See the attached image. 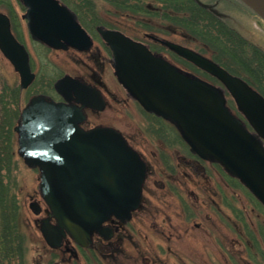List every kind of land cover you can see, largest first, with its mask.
I'll return each instance as SVG.
<instances>
[{"label":"water","instance_id":"1","mask_svg":"<svg viewBox=\"0 0 264 264\" xmlns=\"http://www.w3.org/2000/svg\"><path fill=\"white\" fill-rule=\"evenodd\" d=\"M20 1L27 9L23 18L35 41L82 53L93 48V39L77 14L60 0ZM241 1L264 20V0ZM97 31L112 51L110 63L128 95L147 112L174 123L193 154L221 164L264 206V96L196 50L147 34L219 79L253 128L251 132L227 105L222 88L184 71L119 30L98 26ZM0 50L19 73L21 88L29 87L35 79L30 55L14 36L4 12H0ZM55 89L65 101L33 96L15 127L18 154L28 167L39 169V191L49 209L38 227L53 249L62 247L69 236L78 246H95L107 253L118 246L95 243L93 236L110 240L112 217L123 223L131 220L141 207L148 166L118 129L83 128L85 106L105 108L99 89L71 75L57 80ZM29 207L36 215L43 211L37 200ZM33 264H41L40 258Z\"/></svg>","mask_w":264,"mask_h":264},{"label":"rangeland","instance_id":"2","mask_svg":"<svg viewBox=\"0 0 264 264\" xmlns=\"http://www.w3.org/2000/svg\"><path fill=\"white\" fill-rule=\"evenodd\" d=\"M11 1L19 14L16 26L31 52L33 71L37 74L33 87L22 93V106L29 95L46 90L50 81L55 82L65 74L89 76L90 70L95 69L91 61L94 59L92 56L72 49L47 50L34 43L28 34L26 21L22 19L24 10L18 0ZM201 1L210 6L215 5L218 16L235 34L231 36L226 31L224 46L206 41L161 20H155L154 29L149 31L138 26L133 20H126L113 13L107 14V7L100 11V15L107 22L118 26L106 27L117 29L137 40H144L145 33H154L159 37L182 43L242 78L249 76L248 71H255L253 65V69L247 66L248 61H253L254 58L257 61L258 57H262L261 65L264 66L263 53L255 50L257 46L264 48V32L259 21L250 20L239 9L242 2ZM0 11L9 13L2 6ZM91 33L95 37L94 50L99 49L103 57L110 58L96 32ZM151 45L181 69L216 85L220 84L167 48ZM256 54H259L257 59ZM102 65V70L97 71L108 90L114 94V98L109 99L106 109L92 117L87 126L98 122L113 125L143 155L150 166L143 206L134 213L133 219L118 231L117 235L122 236L123 242L121 245L120 241L114 239L112 245L121 248L111 255L102 256L95 251L79 249L77 254L73 255L63 248L49 247L38 227L39 219L48 212L39 191L40 171L28 167L18 155L16 133L13 132L12 135V150L6 151L2 148L3 139H8L7 135L2 133L3 127L6 131V127L16 124L17 119L13 120L10 118L12 116L7 114L3 118V126V116L0 114V195L2 191L7 193L11 203H15L26 246V263L33 264L35 258L41 257L42 264H235L231 258L233 255L239 264H253L245 255V246L234 231L237 228L234 224L238 226L240 223L235 212L241 211L243 218L250 223L259 221L264 226V209L258 207L249 191L233 181L219 164L198 162L195 166L200 172L196 174L184 165L180 166L179 160L193 159V156L175 126L147 113L128 95L115 76L112 65L107 62ZM249 78L253 79L250 76ZM19 79L12 64L0 51V91H4L7 102L10 101V96L13 98V91L19 85ZM257 80L264 84V77L257 76ZM47 90L55 96L50 87ZM230 99L233 100L232 97ZM232 100L229 101L230 107L237 113L236 103ZM15 105L6 104V110H12ZM185 174H189V177ZM34 200L41 203L43 211L40 215L34 214L29 207L30 202ZM1 209L0 202V217ZM237 229L241 230L240 227Z\"/></svg>","mask_w":264,"mask_h":264},{"label":"trees","instance_id":"3","mask_svg":"<svg viewBox=\"0 0 264 264\" xmlns=\"http://www.w3.org/2000/svg\"><path fill=\"white\" fill-rule=\"evenodd\" d=\"M67 4L78 16L79 21L89 31H95L98 25L113 26L118 28L115 24L107 22L100 15L103 8H108L107 14H116L126 20H133L138 26L150 30L155 27L154 21L161 20L176 25L182 31L186 30L195 36L201 37L206 41H213V43L221 46L225 45L224 36L226 31L231 36H235L233 31L228 29L224 20L221 19L211 10L201 6L195 0H60ZM14 3L11 0H0V6L6 8L14 21L17 20V15L14 9ZM146 17V18H145ZM141 18H145L141 20ZM161 29V28H160ZM232 48V47H231ZM259 55V54H258ZM182 59V58H181ZM264 59V55H263ZM184 60V59H183ZM186 61V60H185ZM248 61V60H247ZM191 66L196 68L192 63L186 61ZM247 66L255 67V71H248L249 76L253 79L243 77L250 84L256 86L258 90L264 95V84H260L257 76L264 77V66H262V57H258L257 61H248ZM198 69V68H197ZM253 69V68H252ZM234 73V72H233ZM6 139H3L2 148L6 151L13 148V131L12 125L3 129ZM5 137V136H4ZM231 179L238 184L239 180L234 177ZM242 185V184H241ZM250 193V192H249ZM255 204L264 209V206L250 193ZM0 202L2 205V216L0 217V264H27L25 258L26 246L23 238V231L19 225L15 203H11L7 193L2 191L0 195ZM228 206V205H227ZM234 210L235 207H233ZM237 219L240 221L238 226L241 230L236 228L235 233L239 240L245 246L244 252L253 264H264V226L261 222L255 224L243 218V212H235ZM232 224V223H231ZM235 264H239L236 258L231 255Z\"/></svg>","mask_w":264,"mask_h":264},{"label":"flooded vegetation","instance_id":"4","mask_svg":"<svg viewBox=\"0 0 264 264\" xmlns=\"http://www.w3.org/2000/svg\"><path fill=\"white\" fill-rule=\"evenodd\" d=\"M204 3V2H203ZM18 4L21 6V8L24 10V14L26 13V7L21 3V1L20 0H18ZM206 4V3H205ZM241 4V6H239V9L240 10H242V12H244V14L250 19V20H257V21H259L260 22V25H261V30L264 32V20L262 19V18H260L256 13H254L252 10H250L248 7H246L243 3H240ZM207 5V4H206ZM208 9H210V10H212L213 12H215L217 15H219L218 14V10H215L216 8H215V5H208ZM15 12H16V15H17V20H18V18H19V14H18V12L16 11V9H15ZM7 15H8V17L10 18V22H11V29H12V32H13V34L15 35V37L22 43V44H24V46L26 47V49L28 50V52H29V55H30V64H31V67H32V71H33V57H32V55H31V52H30V50L28 49V46L26 45V43H25V41L23 40V37H22V35L20 34V32H19V29H18V27L16 26V21H14L13 20V18H12V16H11V14H10V12L9 13H6ZM23 14V15H24ZM23 15H22V19H24L23 18ZM25 21H26V25H27V20L26 19H24ZM27 29H28V27H27ZM89 33H90V35H91V37H92V39H93V42H94V45H93V48L91 49V51L90 52H88V53H82V54H84V55H86V56H92L94 59H92L91 61L93 62V64H94V68L95 69H93L92 68V70H90V73H89V76H81V75H76V76H79V77H81V78H83L87 83H89L91 86H93V87H96L97 89H99V91L101 92V94L103 95V98L105 99V108L103 109V110H94L93 109V107H91V106H85L84 107V112H85V114H86V116H87V118H86V121H85V123L83 124V127L85 128V129H91V128H93V127H96V126H98V125H104V126H111V127H114L113 125H110V124H104V123H101V122H98V123H91L89 126H87V124H88V121L92 118V117H95V116H97L99 113H101V112H103L105 109H106V107H107V104L109 103V99H112V98H114V94L110 91V90H108V88H107V86L105 85V83L102 81V79H101V76H100V74L98 73V71L97 70H102V63L104 62H107V63H109V64H111L110 63V59H111V56H112V52H111V50H110V48H109V46L105 43V41H103L102 39H101V37H100V35H99V33L97 32V26L95 27V32H96V34H97V38L102 42V45L106 48V50L108 51V53L110 54V58H107V57H103L102 56V54H101V52H99L100 50L99 49H96V50H94L95 48V37H94V35L90 32V31H88ZM28 34H29V36H30V38L32 39V41L34 42V43H36V44H38V45H40V46H42V47H44L45 49H47V50H56V49H52V48H50V47H48V46H46V45H44V44H42V43H40V42H38V41H35L32 37H31V35H30V33H29V30H28ZM137 40V39H136ZM138 41H141V42H143V43H145L146 45H148V47L153 51V52H158L157 50H155L152 46L153 45H151V44H154V45H160L158 42H156V41H154V40H151V39H148L147 37H145L144 38V40H138ZM68 50H71V49H68ZM68 50H64V51H68ZM72 50H74V49H72ZM256 51L257 50H259V51H261L262 53H263V55H264V48L263 47H260V46H257L256 47V49H255ZM60 51H62V50H60ZM256 56V59H257V56H259L258 54H256L255 55ZM254 60H255V58H254ZM202 71V70H201ZM188 72V71H187ZM202 72H204V71H202ZM35 73V72H34ZM205 73V72H204ZM207 74V73H206ZM19 75V74H18ZM65 75H70V74H65ZM207 75H209V74H207ZM64 76V75H63ZM63 76H61V77H63ZM71 76H74V77H76L75 75H71ZM211 78H213V79H215V80H217L220 84L219 85H216V84H214V83H212V82H210V83H212L213 85H215V86H217V87H220V88H222L223 89V94H224V96H225V98H226V100H227V104H228V106L230 107V104H229V101L230 100H232V99H230L231 97V95H230V93L226 90V89H224V85L217 79V78H215L214 76H212V75H209ZM61 77H59L58 79H60ZM19 78H20V76H19ZM57 79V80H58ZM56 80V81H57ZM35 81H37V74L35 73V79H34V81H33V83L28 87V88H26V89H22L21 88V81H20V79H19V85L17 86V88H15V90L13 91V98L10 96V101H6V96H5V94H4V91H0V93H1V97H0V101H1V112H0V114L3 116L2 117V119L4 118V116L5 115H9V116H12V117H10V118H13V120H14V118L15 119H17L16 120V124H13L12 125V131L14 132V133H16L15 132V126L18 124V122H19V119H20V116H21V112H22V109L24 108V106L28 103V101L34 96V95H37V94H43V95H46V96H49V97H51V98H53V100H55L56 102H62V101H65L64 100V98L59 94V93H57V91L55 90V83H56V81L55 82H52V81H50L46 86H47V88L48 87H50L51 88V91H53V93L55 94V96L51 93H49V91L47 90V88H46V90H42V91H39V92H36V93H32L31 95H29V97H28V99H27V101H26V103H25V105L24 106H22V93L24 92V91H28L31 87H33V85H34V83H35ZM5 88V87H4ZM259 92H260V90H259ZM261 93V92H260ZM263 94V93H262ZM233 101V100H232ZM16 104L15 105V107L14 108H12V110L11 109H8V110H6V108H7V106H6V104ZM77 105H79V106H81V103H77ZM95 106H97V105H95ZM230 109L233 111V109L230 107ZM236 110H238V109H236ZM234 112V111H233ZM147 113H149V112H147ZM242 121H243V123L246 125V127H247V129H249L250 131H253V128L251 127V125L249 124V122L247 121V119L244 117V115L242 114V113H240L239 111L236 113V112H234ZM149 114H151V115H153V116H155L156 118H158V119H160L161 120V117H158V116H156V115H154V114H152V113H149ZM170 123V122H169ZM172 125H174L175 126V128L178 130V128H177V126L174 124V123H171ZM2 125L4 126L5 125V121H4V119L2 120ZM116 128V127H115ZM3 129H4V127H3ZM17 135V134H16ZM191 155L193 156V159H189V160H186V159H184V160H179V162H180V166L182 165H184L185 167H187L188 169H190L192 172H194V174H196V172H200V171H198V168H197V166H195V165H198V162H201L202 163V161H206V160H200L199 158H198V156H196V155H194V154H192L191 153ZM141 156L143 157V155L141 154ZM143 159L145 160V158L143 157ZM146 161V160H145ZM206 162H209V163H213V162H210V161H206ZM146 163H147V161H146ZM214 164V163H213ZM147 166H148V174H147V179H148V176H149V172H150V166H149V164L147 163ZM186 176H188L189 177V174H185ZM147 179H146V181H145V183H144V185H143V198H142V204H141V207H140V209L142 208V206H143V202H144V191H145V186H146V182H147ZM139 209V210H140ZM135 213V212H134ZM134 213H133V216H134ZM133 216H132V218H131V220L133 219ZM131 220H129V221H127L126 223H123L122 221H120L119 219H117L116 217H112V219L110 220V224H111V226L113 227V231H114V237L112 238V239H110V240H105L103 237H101L100 235H98V234H95L94 236H93V240H94V242L96 243V242H104V243H106V244H112L113 243V241H114V239L115 240H118V241H120L121 242V245H122V242H123V240H122V236H120V235H117V233H118V231L121 229V227H123L124 225H126V224H128ZM71 244H73V241L68 237L67 239H66V241H65V245L64 246H62L61 247V249L63 248L64 250H66V251H68V252H70L71 254H77V252H78V250L77 249H79L80 251H84V250H89V251H95L96 253H98V254H100V255H102V256H104V255H108V254H113V253H115V252H117L121 247H119V248H114L111 252H109V253H101V252H98L97 250H96V248H95V246H93V247H79V246H75V249L72 247V246H70ZM60 249V248H59ZM42 259H41V257H40V263L42 264ZM55 264H60V263H55Z\"/></svg>","mask_w":264,"mask_h":264}]
</instances>
